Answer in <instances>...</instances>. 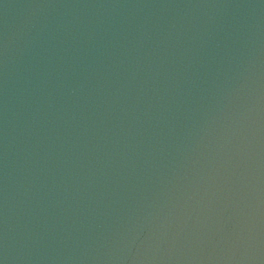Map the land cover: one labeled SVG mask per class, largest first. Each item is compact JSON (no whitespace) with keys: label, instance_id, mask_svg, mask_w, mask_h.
I'll list each match as a JSON object with an SVG mask.
<instances>
[{"label":"water","instance_id":"obj_1","mask_svg":"<svg viewBox=\"0 0 264 264\" xmlns=\"http://www.w3.org/2000/svg\"><path fill=\"white\" fill-rule=\"evenodd\" d=\"M0 264H264V0H0Z\"/></svg>","mask_w":264,"mask_h":264}]
</instances>
